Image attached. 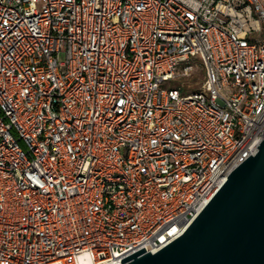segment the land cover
I'll return each mask as SVG.
<instances>
[{"label":"built area","instance_id":"obj_1","mask_svg":"<svg viewBox=\"0 0 264 264\" xmlns=\"http://www.w3.org/2000/svg\"><path fill=\"white\" fill-rule=\"evenodd\" d=\"M263 140L264 0H0V264L155 254Z\"/></svg>","mask_w":264,"mask_h":264},{"label":"water","instance_id":"obj_2","mask_svg":"<svg viewBox=\"0 0 264 264\" xmlns=\"http://www.w3.org/2000/svg\"><path fill=\"white\" fill-rule=\"evenodd\" d=\"M145 248L125 264H264V140L192 222L155 254Z\"/></svg>","mask_w":264,"mask_h":264},{"label":"rangeland","instance_id":"obj_3","mask_svg":"<svg viewBox=\"0 0 264 264\" xmlns=\"http://www.w3.org/2000/svg\"><path fill=\"white\" fill-rule=\"evenodd\" d=\"M253 39L257 41L262 40V33H254L251 36ZM60 59H64V55L60 56ZM191 64L194 66L195 73L189 77H184L178 81L177 84L182 87L183 96L188 97L189 95L199 92L202 89V85L206 80L205 70L203 68L202 62L199 59H193Z\"/></svg>","mask_w":264,"mask_h":264}]
</instances>
